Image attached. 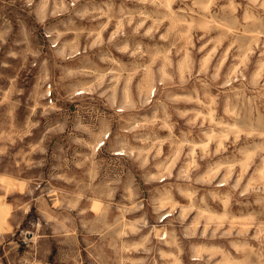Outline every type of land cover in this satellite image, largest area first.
Wrapping results in <instances>:
<instances>
[{
  "label": "clouds",
  "instance_id": "9594fccd",
  "mask_svg": "<svg viewBox=\"0 0 264 264\" xmlns=\"http://www.w3.org/2000/svg\"><path fill=\"white\" fill-rule=\"evenodd\" d=\"M0 264H264V0H0Z\"/></svg>",
  "mask_w": 264,
  "mask_h": 264
}]
</instances>
